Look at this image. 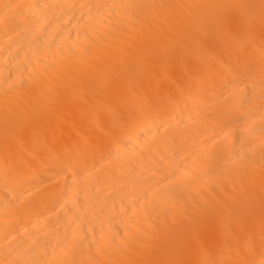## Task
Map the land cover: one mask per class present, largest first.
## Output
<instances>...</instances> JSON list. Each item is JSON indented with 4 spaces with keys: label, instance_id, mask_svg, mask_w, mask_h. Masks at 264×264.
I'll use <instances>...</instances> for the list:
<instances>
[{
    "label": "bare ground",
    "instance_id": "bare-ground-1",
    "mask_svg": "<svg viewBox=\"0 0 264 264\" xmlns=\"http://www.w3.org/2000/svg\"><path fill=\"white\" fill-rule=\"evenodd\" d=\"M0 264H264V0H0Z\"/></svg>",
    "mask_w": 264,
    "mask_h": 264
}]
</instances>
